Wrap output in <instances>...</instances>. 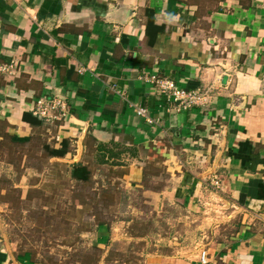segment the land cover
Masks as SVG:
<instances>
[{"label": "crops", "instance_id": "1", "mask_svg": "<svg viewBox=\"0 0 264 264\" xmlns=\"http://www.w3.org/2000/svg\"><path fill=\"white\" fill-rule=\"evenodd\" d=\"M0 53L19 60L0 77L1 142L40 141L48 153L69 139L50 160L90 171L73 180L142 190L158 215L178 207L196 229L215 221L208 264H264V0H0ZM158 80L206 103L178 111ZM38 100L59 103L54 118L35 114ZM213 175L221 193L206 187ZM222 199L224 227L203 205ZM128 237L98 228L107 252ZM185 238H160L132 264H200ZM0 264L44 263L0 235Z\"/></svg>", "mask_w": 264, "mask_h": 264}, {"label": "rangeland", "instance_id": "2", "mask_svg": "<svg viewBox=\"0 0 264 264\" xmlns=\"http://www.w3.org/2000/svg\"><path fill=\"white\" fill-rule=\"evenodd\" d=\"M112 173L107 170L103 176ZM142 194H129L120 183L102 187L73 180L67 162L51 161L40 141L32 146L0 141V235L15 242L17 252H29L44 264H132L139 253L157 249L160 238L181 246L188 236L199 248L216 241L215 221L196 229L197 221L186 224L182 209L175 206L169 215H158ZM214 212L204 213L217 215V225L229 224L224 221L230 216L228 208ZM101 224L121 234L127 230L130 238L116 239V250L107 252L97 241ZM190 228L195 232L189 233ZM138 233H145L149 243Z\"/></svg>", "mask_w": 264, "mask_h": 264}, {"label": "built area", "instance_id": "3", "mask_svg": "<svg viewBox=\"0 0 264 264\" xmlns=\"http://www.w3.org/2000/svg\"><path fill=\"white\" fill-rule=\"evenodd\" d=\"M19 70V60L17 58L6 59L4 55L0 53V77H10L13 78ZM160 91L169 97L173 103H176V109L178 111L182 109H189L193 106L203 105L206 103V95L201 91L186 90L179 88L173 81L170 80H158ZM38 108L35 110V114L39 117L46 119H52L55 117L51 113L55 108L59 107V103L56 100H38ZM137 113L143 117H146L149 122L153 123L152 119L148 115V110L146 108H138ZM206 187L218 194L221 193V181L218 175L211 176L209 182L206 183ZM222 199L221 202H217V208H215V214L217 212H222L225 208H228ZM205 210H213V204L211 202H204ZM199 261L200 264H208L209 262V253L207 247L199 248Z\"/></svg>", "mask_w": 264, "mask_h": 264}, {"label": "trees", "instance_id": "4", "mask_svg": "<svg viewBox=\"0 0 264 264\" xmlns=\"http://www.w3.org/2000/svg\"><path fill=\"white\" fill-rule=\"evenodd\" d=\"M34 117L38 118L37 116ZM69 145V139H64L60 148H50L48 150V154L49 156H65L69 151ZM71 177L76 178L80 181H88L90 178V171L83 164H75L71 170Z\"/></svg>", "mask_w": 264, "mask_h": 264}]
</instances>
